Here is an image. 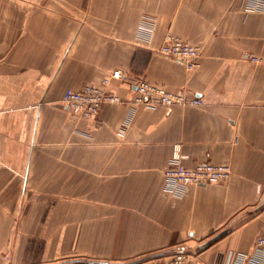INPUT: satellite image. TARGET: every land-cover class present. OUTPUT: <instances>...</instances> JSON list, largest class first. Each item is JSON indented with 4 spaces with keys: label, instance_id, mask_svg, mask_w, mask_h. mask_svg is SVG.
<instances>
[{
    "label": "crops",
    "instance_id": "0c3cea01",
    "mask_svg": "<svg viewBox=\"0 0 264 264\" xmlns=\"http://www.w3.org/2000/svg\"><path fill=\"white\" fill-rule=\"evenodd\" d=\"M241 0H0V264H155L184 246L199 264L250 252L264 233V12ZM152 17L150 39L137 36ZM167 31L200 47L188 69ZM119 68L202 104L121 100L71 113L66 88ZM127 123L122 135L118 129ZM184 162H227V180L165 189Z\"/></svg>",
    "mask_w": 264,
    "mask_h": 264
},
{
    "label": "built area",
    "instance_id": "2783aa9c",
    "mask_svg": "<svg viewBox=\"0 0 264 264\" xmlns=\"http://www.w3.org/2000/svg\"><path fill=\"white\" fill-rule=\"evenodd\" d=\"M241 7L246 11L264 12V0H241ZM154 30L152 17L144 16L137 25V36L140 39H150ZM159 53L172 57L186 68L197 65L200 47L180 36L167 31L158 48ZM246 58L252 63H264V54L249 53ZM111 78L123 79L133 87V103L153 108L158 105L171 107L173 105L202 104L203 100L194 94H187L183 89L170 91L161 84L153 83L144 76L124 75L119 68L113 69L109 75L98 82L86 83L80 88H66L62 100L71 113L77 117L94 118L100 108L121 99L108 90ZM127 123H122L118 133L122 135ZM231 173L227 162L199 161L193 165L184 162V155L178 147L172 152L163 174L165 189L176 195H183L190 186L225 181ZM155 264H199L190 257V251L184 247H175ZM214 264H264V233L255 237L254 248L250 252L228 251Z\"/></svg>",
    "mask_w": 264,
    "mask_h": 264
},
{
    "label": "water",
    "instance_id": "95a60500",
    "mask_svg": "<svg viewBox=\"0 0 264 264\" xmlns=\"http://www.w3.org/2000/svg\"><path fill=\"white\" fill-rule=\"evenodd\" d=\"M88 263H90V264H94V262H93V261H88Z\"/></svg>",
    "mask_w": 264,
    "mask_h": 264
},
{
    "label": "rangeland",
    "instance_id": "374dc122",
    "mask_svg": "<svg viewBox=\"0 0 264 264\" xmlns=\"http://www.w3.org/2000/svg\"><path fill=\"white\" fill-rule=\"evenodd\" d=\"M51 264H61V262L60 263H51Z\"/></svg>",
    "mask_w": 264,
    "mask_h": 264
}]
</instances>
